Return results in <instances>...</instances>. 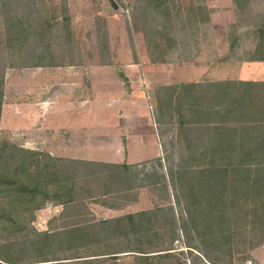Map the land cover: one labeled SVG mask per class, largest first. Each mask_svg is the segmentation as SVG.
<instances>
[{"label":"rangeland","instance_id":"rangeland-1","mask_svg":"<svg viewBox=\"0 0 264 264\" xmlns=\"http://www.w3.org/2000/svg\"><path fill=\"white\" fill-rule=\"evenodd\" d=\"M213 14L217 22L228 19L224 29H212ZM214 34L229 40L233 61L250 59L264 42V0H0V140L46 153L48 137L39 139L37 119L29 120L37 97L53 91L49 67L61 71L68 83L61 93L74 101L93 100L99 70L115 75L128 94L125 71L135 64L162 148L157 160L112 170L117 182L58 162L59 181L70 168L69 204L36 195L37 203L19 205L10 197L4 219L11 222L0 230L6 264H264V79L247 89L147 83L162 70L152 64L200 55L199 39L206 48ZM246 90L252 101L239 107ZM25 120L30 125L17 129ZM211 167L225 171L215 196L205 195L206 176L198 172ZM96 168L97 176L108 171ZM46 194L61 198V189ZM129 214L135 218L116 228L99 223Z\"/></svg>","mask_w":264,"mask_h":264},{"label":"crops","instance_id":"crops-1","mask_svg":"<svg viewBox=\"0 0 264 264\" xmlns=\"http://www.w3.org/2000/svg\"><path fill=\"white\" fill-rule=\"evenodd\" d=\"M225 10L227 18L233 17L231 8ZM227 20L217 22L213 14L210 25L213 30L224 29ZM199 41L200 55L195 53L186 59L179 57L176 62L168 60L152 64L153 67L161 66L162 70L160 73L156 72L153 77H146L147 83L157 81L168 87L175 84L194 87L206 83L227 85L264 79V61H233L230 57L229 40L222 34H214L208 40V47L205 45L206 48L201 39ZM255 47L254 45L253 51ZM134 66L139 67L130 65L129 70L125 71V77L129 79L128 82L125 79V84L129 83L128 94L123 95L122 83L115 75L107 76L105 70H99L93 72L92 76L93 100L82 97L74 101L70 99L68 92L67 95L61 93L63 87L68 85L58 78L61 71H58V67H49L55 70L51 72L49 80L53 91L48 99L37 97L36 111L29 120L31 124L37 119L39 139L43 137L47 140L48 137L49 146L45 152L57 158L115 165L119 168L118 172L127 170L124 166L131 170L142 163L159 159L162 148L157 123L145 108L135 79L138 68H133ZM148 67L146 70L141 68V72H148ZM66 74L69 72L66 71ZM26 122L28 121L25 120V124ZM20 124L17 128L19 130L30 125Z\"/></svg>","mask_w":264,"mask_h":264},{"label":"trees","instance_id":"trees-1","mask_svg":"<svg viewBox=\"0 0 264 264\" xmlns=\"http://www.w3.org/2000/svg\"><path fill=\"white\" fill-rule=\"evenodd\" d=\"M17 19V18H16ZM15 19V24L18 25ZM254 55L250 57L255 61H264V42H257L255 44ZM160 63H164L166 61H159ZM42 67V66H38ZM2 83V79H0V86ZM230 84H238L241 87L256 86V83L251 82H233ZM235 92H242V91H235ZM241 98L237 101V106L244 105L247 101H252L249 92L246 90L241 93ZM264 102V97L262 98ZM3 103V92L0 88V112L1 106ZM222 139V138H221ZM260 148V146H258ZM259 158H260V154ZM63 160V161H62ZM57 158L49 155L48 153L29 150L25 148H21L17 145L11 144L7 141L0 140V230L3 231L7 223L11 222V219L7 218L8 221H5L4 216L6 213H9V206L12 205L13 202L5 204V201H11L10 197H13L14 202H18L19 205H23L25 202H34L37 203V199L35 200L36 195L48 201L49 199H53L54 201H59L60 205L62 204H69L74 201L75 194L72 192V184L71 180L69 179V170L67 166H65V173L64 177L61 181L57 179L58 175L62 174L61 166L59 165L60 162L69 163V164H82L86 168L90 169V177L96 176V180L105 181H118L119 174L110 176L109 173L112 170L119 169L115 165L109 164H99V163H92L87 161H78V160H71V159H63ZM59 162V163H58ZM261 166L264 167V162L259 163ZM97 166H100L101 172L105 168L108 170L105 173V176H97ZM109 168V169H108ZM124 169H129V167L124 166ZM260 167H257V172ZM88 170V169H87ZM118 171V170H117ZM193 171L196 173V169L193 168ZM250 173L251 169L248 168ZM256 171V170H255ZM97 174H93V173ZM114 172V171H113ZM198 172L204 174L205 173V180L203 182V190L205 195L207 196H215L216 193L218 194V189L220 188V181L218 177L221 175V172H225L219 169V167L214 168H207V169H199ZM261 172V171H259ZM92 174V175H91ZM94 179V180H95ZM67 180V184H66ZM232 180V179H230ZM225 181V180H224ZM231 184L234 186V182L232 180ZM69 185L70 187H68ZM105 187V186H103ZM49 189H61V198L58 196L50 197L47 196V191ZM129 190V189H128ZM217 197V196H216ZM61 199V200H60ZM35 200V201H34ZM143 213V212H142ZM135 218V214H129L126 217L116 218L111 220H102L99 223L104 224L105 226L111 228V226L116 228V224H120L122 221L126 220L127 222H131ZM33 237H41V234L36 233ZM12 263L8 262L4 258L0 257V264Z\"/></svg>","mask_w":264,"mask_h":264}]
</instances>
